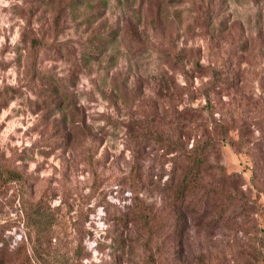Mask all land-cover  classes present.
<instances>
[{
  "label": "rangeland",
  "instance_id": "374dc122",
  "mask_svg": "<svg viewBox=\"0 0 264 264\" xmlns=\"http://www.w3.org/2000/svg\"><path fill=\"white\" fill-rule=\"evenodd\" d=\"M0 153V264H264V0H0Z\"/></svg>",
  "mask_w": 264,
  "mask_h": 264
},
{
  "label": "trees",
  "instance_id": "16d2710c",
  "mask_svg": "<svg viewBox=\"0 0 264 264\" xmlns=\"http://www.w3.org/2000/svg\"><path fill=\"white\" fill-rule=\"evenodd\" d=\"M203 152L199 147L193 150V154L189 157V162L181 169L180 175L178 176L175 184L176 193L182 197L189 191L200 186L202 180L201 177V165L206 162L207 155H203ZM206 156V157H205ZM0 178L5 179V183L18 181L23 179L22 174L13 168L8 167L1 158L0 153ZM173 179V180H176ZM144 217L151 223V213L144 214Z\"/></svg>",
  "mask_w": 264,
  "mask_h": 264
}]
</instances>
